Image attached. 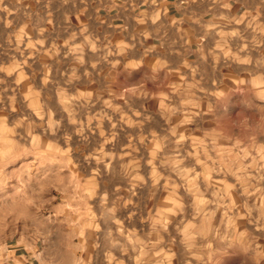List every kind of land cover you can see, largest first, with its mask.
<instances>
[{
	"label": "rangeland",
	"instance_id": "1",
	"mask_svg": "<svg viewBox=\"0 0 264 264\" xmlns=\"http://www.w3.org/2000/svg\"><path fill=\"white\" fill-rule=\"evenodd\" d=\"M99 1L0 0V254L264 264V0L177 69Z\"/></svg>",
	"mask_w": 264,
	"mask_h": 264
},
{
	"label": "crops",
	"instance_id": "2",
	"mask_svg": "<svg viewBox=\"0 0 264 264\" xmlns=\"http://www.w3.org/2000/svg\"><path fill=\"white\" fill-rule=\"evenodd\" d=\"M253 7L249 0H100L99 14L119 45L155 50L157 61L177 69L194 64L213 30L228 27ZM232 21V22H231ZM33 253L0 254V264H36Z\"/></svg>",
	"mask_w": 264,
	"mask_h": 264
}]
</instances>
